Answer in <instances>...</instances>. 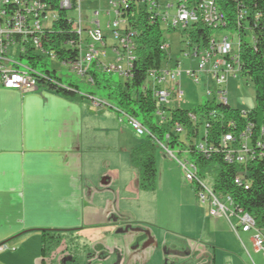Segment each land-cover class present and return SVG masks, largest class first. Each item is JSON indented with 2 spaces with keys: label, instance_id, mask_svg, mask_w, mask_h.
I'll return each instance as SVG.
<instances>
[{
  "label": "crops",
  "instance_id": "obj_1",
  "mask_svg": "<svg viewBox=\"0 0 264 264\" xmlns=\"http://www.w3.org/2000/svg\"><path fill=\"white\" fill-rule=\"evenodd\" d=\"M171 102L167 109H174ZM103 107L90 94L68 99L44 86L0 87V245H6L0 264H118L124 256L126 264H152L159 259L151 253L160 245L158 234L129 226L131 206L148 194L137 188L129 157L139 143ZM213 218H225L241 243L231 250L215 244L207 264H250L253 257L239 232L251 248L252 233L234 229L231 216ZM43 230L65 235L46 257ZM252 253L260 254L254 248Z\"/></svg>",
  "mask_w": 264,
  "mask_h": 264
},
{
  "label": "built area",
  "instance_id": "obj_2",
  "mask_svg": "<svg viewBox=\"0 0 264 264\" xmlns=\"http://www.w3.org/2000/svg\"><path fill=\"white\" fill-rule=\"evenodd\" d=\"M54 2L59 9L78 11V20L72 18L73 28L78 36L77 59L72 63L62 62V66H68L70 70L80 76L87 77V81L93 83L88 74L89 68H94L105 72H117L122 77L128 76V71L132 68L133 53L135 48L134 37L136 35L127 24V10L129 8L142 7L146 12L151 13L152 17H157L160 28L161 23L165 24L164 29L182 30L187 28L193 22L201 21L202 24L213 30L227 28L226 22L214 0H109L113 9L114 20L106 25L111 30L112 36L117 40L118 45L114 47L118 58L116 62L111 63L103 61L102 56L106 52H100L98 47L105 46V36L102 33L98 19L91 22L88 27L83 24L80 11L81 0H2L0 2V87L14 89L19 91H33L36 89L35 76L27 65H21L15 57L26 53L27 49L38 55H49L43 50L42 39L43 30L49 27L57 18V12L50 8L49 2ZM9 7V9H8ZM110 15V12H107ZM99 17V13H95ZM246 11L240 7L236 13V23L245 16ZM162 30V28H161ZM163 32V30H162ZM185 45V54L196 57L197 64L195 68H190L184 72L177 68L159 67L151 69L147 73L146 87L151 90L152 97L156 101L157 108L155 117H157L159 126L169 125V130L160 142L153 137L157 146L162 149L164 155L172 154L169 150V142L172 136L178 137L183 142V149L188 152H196L206 159L213 155H221L222 159L229 164H243L252 160L256 156H261L264 149V127L257 130L254 134V124L246 120L239 128L233 120L227 121L225 126L227 130L218 137L212 138L210 135L211 119H223L222 115L212 109L203 110L202 113L188 112L187 118L191 121V133L188 136L186 127L179 121H172L170 109H167L169 98L172 95L168 86L167 79L176 80L182 75L188 76L197 81L201 73L210 76L214 83L218 101L226 104V91L222 85L230 78H236L240 73L238 57V41L234 45L232 40L227 37H221L215 41L213 34L203 47L194 46L189 40L183 41ZM85 49V52H83ZM159 50L166 55V60H170L167 53L169 48L164 43L160 44ZM12 54V55H11ZM9 55L13 59L9 58ZM122 61L124 63L122 64ZM178 63V62H177ZM121 64V65H120ZM177 65V64H176ZM55 83V82H54ZM178 100L182 97V92H173ZM208 93H211L209 90ZM177 100V99H176ZM214 101V99H213ZM211 102V101H209ZM96 105H102L101 102L94 100ZM178 108V107H177ZM248 111H241L242 117L246 118ZM126 115V114H125ZM128 124L137 136L150 135L148 130L136 118L127 116ZM120 119V118H119ZM121 121V120H120ZM122 122V121H121ZM223 121L221 122L222 125ZM200 125L203 127L201 139L198 141ZM179 166L183 172L184 179L190 183H195V195L197 201L205 205L208 214L211 217L235 216L237 223L233 225L234 229H240L243 232H251L252 246L256 252L264 256V234L255 228V223L248 213H243L241 209L233 206L232 200L228 196H217L211 186L205 184L202 178H199L197 165L193 161H179ZM234 184L248 188V182L243 181L241 174L233 179ZM220 198L232 207V211L220 203ZM6 248V245H0V249Z\"/></svg>",
  "mask_w": 264,
  "mask_h": 264
},
{
  "label": "trees",
  "instance_id": "obj_3",
  "mask_svg": "<svg viewBox=\"0 0 264 264\" xmlns=\"http://www.w3.org/2000/svg\"><path fill=\"white\" fill-rule=\"evenodd\" d=\"M214 1L227 28L233 29L237 34L240 73L253 85L255 107L248 111L244 118L240 114L241 111L229 107L227 103L211 101L199 105L194 110L180 107L170 109V117L172 121L182 123L189 136L192 135L191 121L187 118V113L190 111L202 113L203 110L212 109L223 118L222 120L211 119L212 138L225 132L227 130L225 123L230 120L235 122L237 128L241 127L246 120L251 121L254 124L252 138H255L257 130L264 127V0ZM49 4L50 8L57 12V18L43 30V50L52 54L60 64L72 63L78 56L76 47L78 36L74 31L72 18L69 17L67 10L59 9L55 1H50ZM134 6L136 8H129L126 13L127 24L136 33L132 68L128 71V76L123 77V82H112L114 88L109 95L113 96L118 112L133 118L141 116L142 125L151 135H145L138 146L130 150L129 157L137 172V188L153 191L156 187L157 147L153 137L159 141L162 140L170 126H159L154 121L157 105L151 90L146 87V77L149 70L159 68L162 60L166 59V55L159 50L160 44L164 43L165 39L158 18L152 17L151 13L146 12L144 8ZM240 7L245 9L246 14L237 25L235 16ZM180 31L182 42L189 40L192 45L199 47L205 46L214 33L201 21L193 22ZM247 32L250 33V41L244 38ZM41 56L44 55L33 53L30 49L18 56L19 59L25 60V65L33 72L36 85L44 86L68 99L79 97L81 93L79 88L73 84L64 85L54 71L48 70L47 65L41 63ZM101 72L103 75L113 73ZM88 74L93 83L98 85L99 75L97 70L93 69V65L89 68ZM105 86L108 87L109 84ZM175 146L183 148V142H180L178 137L172 136L169 147ZM262 152L260 157L256 156L243 164H229L222 159L221 155H213L206 159L196 152L190 153L191 159L197 165L199 178L206 180L213 177L211 188L214 193L219 197H230L233 206L241 209L243 213H248L254 220L255 228L261 232L264 230V149ZM239 174L243 176V181L248 182V188L234 184L233 179ZM62 232L60 230L42 231L41 255L43 257L49 256L60 245L65 237ZM73 262L74 260H71V264Z\"/></svg>",
  "mask_w": 264,
  "mask_h": 264
},
{
  "label": "rangeland",
  "instance_id": "obj_4",
  "mask_svg": "<svg viewBox=\"0 0 264 264\" xmlns=\"http://www.w3.org/2000/svg\"><path fill=\"white\" fill-rule=\"evenodd\" d=\"M80 12L85 26L91 27V22L98 19L102 33L105 36V46L103 48L98 47L100 52H106V55H100L101 59L111 63L116 62L118 55L114 47L118 45V42L113 38L111 30L106 28V25L111 24L114 20L113 9L109 0H81ZM96 12L99 13L98 18L95 17ZM107 12H110V15ZM69 14L76 21L78 20L77 10H70ZM164 27L165 24L161 23L163 37L169 48L167 53L170 60L163 59L160 67L163 69L173 67L182 72L195 68L197 59L185 54L181 31H167ZM249 34L247 32L244 37L248 41L251 40ZM213 37L215 41H219L221 37H227L230 41L232 40L234 45L238 41L236 32L230 28L215 30ZM83 52H85V49H83ZM11 55H9V58L13 59ZM15 59L19 60L21 65L26 64L24 59H19L17 56ZM41 63H45L48 70L54 71V74L60 78L64 85L73 84L79 88L81 93L90 94L94 100L101 102L104 106L101 109L112 113L118 126L127 127L126 133L133 135L126 115L123 112H118L119 109L113 96L109 95L114 88L112 82H123L124 80L119 73H105L103 75V72L97 70L99 75V84L97 85L88 82L87 77L76 74L68 66H62L56 58L41 56ZM123 63L124 61H122ZM107 84H109L108 87L105 86ZM147 84L149 85L148 82H146ZM213 84L210 76L206 73H201L197 81L185 75L177 77L176 80L167 79L166 85L172 92L170 99L173 103L171 102L170 107L194 110L199 105L213 101V99L214 102H217L218 95ZM222 88L226 91V100L229 107L238 111H251L254 109V88L248 78L238 74L236 78H230L224 83ZM209 90L211 93H208ZM177 91L182 92L180 100L174 96L173 92ZM136 119L142 123L141 116L136 117ZM120 120L124 123H121ZM154 121L158 122L157 117H154ZM202 133L203 127L200 125L198 141L201 139ZM144 136L135 135L134 137L139 143ZM160 142L162 141L160 140ZM168 151L172 156L165 155L163 157L162 149L159 146L156 147V194H151V191L148 190H141L146 191L148 194L142 196L138 202L133 203V206H131L129 226L147 229L148 232L149 229H152L158 234L157 238L160 245L151 248V253L157 254L159 259L156 256L157 261L153 260L152 264H207L211 247L217 244H227L226 248L231 250L230 247H234L235 243L240 245L241 242L235 234L231 236L229 232L231 231L230 223L225 218H213L208 214L206 206L199 204L197 201L195 183H190L184 179L179 161H193L190 154L180 146L169 147ZM135 178H137V175ZM212 179L213 177L204 180L205 184L211 186ZM150 195L157 196L152 198ZM220 203L225 205L229 211L233 210L224 199L220 198ZM230 221L234 224L237 223L234 216H231ZM231 233L233 232L231 231ZM239 233L245 249L253 257L254 262L248 258L250 264H264V256L261 253L259 255L253 254V246L251 248V245L245 239V234ZM145 247L146 244L143 249ZM118 264H126L125 256L123 259L121 258Z\"/></svg>",
  "mask_w": 264,
  "mask_h": 264
}]
</instances>
